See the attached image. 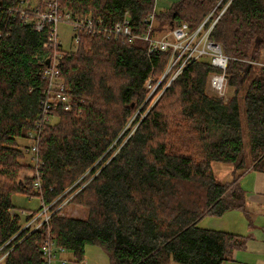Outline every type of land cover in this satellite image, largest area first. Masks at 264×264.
I'll list each match as a JSON object with an SVG mask.
<instances>
[{"label": "trees", "instance_id": "1", "mask_svg": "<svg viewBox=\"0 0 264 264\" xmlns=\"http://www.w3.org/2000/svg\"><path fill=\"white\" fill-rule=\"evenodd\" d=\"M24 1L0 0V264H43L41 247L50 241L75 262L86 245H99L110 264H221L243 249L242 235L198 223L230 210L247 214L237 179L217 180L211 163L246 168L238 91L251 73L242 96L249 160L264 172V73L254 64L264 49V0H178L160 13L154 0H59L108 27L127 11L137 35L149 13L159 33L192 31L212 11L209 26L227 4L209 38L229 57L232 92L226 99L208 93V76L217 69L204 58L171 80L174 70L163 76L169 51L149 52L142 38L80 33L59 66L73 110L58 109L55 122L41 125L37 167L17 140L38 119L52 51L42 46L48 24L37 31L20 17L24 11L33 20L42 3L31 8ZM35 168L37 189L34 175L19 177ZM15 193L40 196L53 213L38 228H23L39 211H21L22 224ZM64 200L85 215L61 212Z\"/></svg>", "mask_w": 264, "mask_h": 264}, {"label": "built area", "instance_id": "2", "mask_svg": "<svg viewBox=\"0 0 264 264\" xmlns=\"http://www.w3.org/2000/svg\"><path fill=\"white\" fill-rule=\"evenodd\" d=\"M42 3L43 6L36 11L33 20H31L24 11L20 14L23 23L32 21L37 31L44 29L45 25L48 24L46 39L43 41L42 46L52 51L49 55V63L45 65L42 71V75L46 80L44 87L46 97L42 102L41 111L35 126L26 133V139L29 141V144L21 147L25 153L30 155V160L35 167H37L39 163L37 144L40 137L41 125L44 123H52L53 119L56 118L54 112L58 109L64 112L73 110L72 98L65 91L64 83L59 76V66L65 51L57 33V24L61 21L71 25L73 32L72 41L75 44L78 42L80 33L91 35L101 34L106 37L114 36L115 38L119 37L129 41L135 38H142L148 42L149 52L155 51L156 49L169 51L168 64L163 76L174 70L170 78L171 80L183 70L189 61L204 58L211 66L217 69L208 76L207 90L219 97L227 98V78L225 69L229 57L223 53L221 46L217 42L209 38L213 25L222 14L227 4L209 26L206 25L212 11L192 31H188L184 27H171L159 33L154 30L156 26L154 13H149L143 19L146 25L145 31L137 35L130 25L127 11H125L122 20H118L113 23L112 27H108L101 18H94L90 14L72 13L70 9L63 8L59 0H42ZM247 62L253 63V61ZM254 64L263 68L264 73V59L256 61ZM146 86L148 88L150 87V80H147ZM31 175L35 176L33 187L36 189L39 188L41 184L38 170L35 168V170L31 172ZM51 204H43L41 210L37 214L32 215L24 223L23 228L31 227V229L34 230L38 228L42 222L47 221L49 216L53 213L50 212ZM22 213L28 214L27 212ZM39 216H42V220L35 224ZM54 248L60 252L65 250L52 241L45 243L41 247L43 264H67L68 260L65 257L60 258L54 254Z\"/></svg>", "mask_w": 264, "mask_h": 264}, {"label": "rangeland", "instance_id": "3", "mask_svg": "<svg viewBox=\"0 0 264 264\" xmlns=\"http://www.w3.org/2000/svg\"><path fill=\"white\" fill-rule=\"evenodd\" d=\"M42 0H27L24 1V6H29L31 8L36 7L41 4ZM43 4V3H42ZM43 6V5H42ZM154 10L156 13H160L161 8L157 5V0H154ZM156 24V21H155ZM57 33L59 39L61 40L62 47L65 51H72L76 48V44L72 41V27L69 23L61 21L57 24ZM264 59V49L261 51V59ZM252 75V73H251ZM251 75L247 78L243 86L238 91V100L240 102V119L241 127L243 132V137L245 140V163H250L249 160V146H248V136L244 121L243 112V94L248 82L251 79ZM208 91V90H207ZM232 90L227 87L226 96L230 95ZM208 93H213L208 91ZM214 94V93H213ZM137 110L134 111L136 113ZM53 119V122H55ZM52 122V123H53ZM22 146L28 145L29 141L26 138H19L17 140ZM26 160L30 161V155L26 153ZM212 171L217 180L232 181L237 175L230 173L232 170V165L223 162H212ZM31 177V172L28 169H22L19 173L20 179L23 181L27 177ZM67 200H64L59 208L61 207V212L77 217H83L85 215V210L78 205L65 204ZM12 204L14 210L17 213L28 212V211H40L43 205L40 196H29L27 194L15 193L12 195ZM63 207V208H62ZM252 209L250 208L249 211ZM24 215L21 217V223L23 221ZM23 224V223H22ZM199 226L224 230L228 232H235L240 234L245 239V247L243 249L235 250L230 259L223 261L221 264H264V217L261 215H255L252 211L251 213H244L240 210H230L223 213L221 216H204L198 223ZM54 254L57 257H65L68 260L67 264H110L109 257L107 253L99 245H86L84 248V253L82 260L75 262L71 255V252L64 250L62 252L53 249ZM58 262V261H57ZM167 264H179L170 260Z\"/></svg>", "mask_w": 264, "mask_h": 264}, {"label": "crops", "instance_id": "4", "mask_svg": "<svg viewBox=\"0 0 264 264\" xmlns=\"http://www.w3.org/2000/svg\"><path fill=\"white\" fill-rule=\"evenodd\" d=\"M176 1L178 0H157V5L161 8L160 12H165ZM245 164L244 170H234L232 166V170L229 172L234 175L238 174L236 179L244 190L247 214L253 211L255 215L264 217V172L253 170L250 163ZM250 208L251 211H249Z\"/></svg>", "mask_w": 264, "mask_h": 264}, {"label": "water", "instance_id": "5", "mask_svg": "<svg viewBox=\"0 0 264 264\" xmlns=\"http://www.w3.org/2000/svg\"><path fill=\"white\" fill-rule=\"evenodd\" d=\"M45 65H48V63H49V57H47L46 59H45Z\"/></svg>", "mask_w": 264, "mask_h": 264}, {"label": "bare ground", "instance_id": "6", "mask_svg": "<svg viewBox=\"0 0 264 264\" xmlns=\"http://www.w3.org/2000/svg\"><path fill=\"white\" fill-rule=\"evenodd\" d=\"M223 1V0H222ZM127 42V41H126Z\"/></svg>", "mask_w": 264, "mask_h": 264}]
</instances>
